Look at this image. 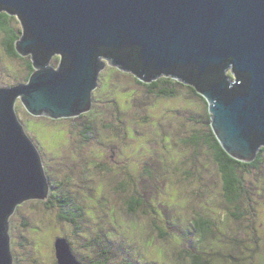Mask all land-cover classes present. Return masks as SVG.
<instances>
[{"label": "rangeland", "instance_id": "1", "mask_svg": "<svg viewBox=\"0 0 264 264\" xmlns=\"http://www.w3.org/2000/svg\"><path fill=\"white\" fill-rule=\"evenodd\" d=\"M7 23L15 35L22 31L16 17ZM7 37L0 27L4 88L25 84L29 73L28 59L8 56ZM115 70L101 72L92 111L81 118H37L16 103L41 155L49 195L51 183L62 182L61 194L85 212L76 231L59 220L57 206L23 203L9 219L13 263L58 264L54 245L63 239L86 264H156L161 252L157 264H264V154L258 168L240 174L244 194L229 204L200 137L211 130L206 102L178 83L169 86L174 97L156 98L132 73ZM137 195L142 205L130 212ZM200 216L215 224L204 234L210 238L197 231Z\"/></svg>", "mask_w": 264, "mask_h": 264}, {"label": "water", "instance_id": "2", "mask_svg": "<svg viewBox=\"0 0 264 264\" xmlns=\"http://www.w3.org/2000/svg\"><path fill=\"white\" fill-rule=\"evenodd\" d=\"M0 13L20 22L16 52L34 70L26 84L0 87V264H14L10 217L49 196L19 100L33 117L77 119L107 66L145 84L165 75L195 87L231 158L251 164L264 148V0H0ZM54 250L58 264H81L66 240Z\"/></svg>", "mask_w": 264, "mask_h": 264}, {"label": "trees", "instance_id": "3", "mask_svg": "<svg viewBox=\"0 0 264 264\" xmlns=\"http://www.w3.org/2000/svg\"><path fill=\"white\" fill-rule=\"evenodd\" d=\"M1 15H2V13H0V27L2 28V31L6 32L8 35L7 40L4 44V46L6 48V52L8 53V56L12 57V58L22 59V60L28 59V60H25L26 61V68L29 72L28 77L26 78V81H25V84H26L28 82L31 74L34 72V70H33L30 58H23V57L19 56L16 52L15 43L17 40H19V38L22 34V31L19 32L17 35H15L14 32H12V30L9 29L8 23L2 19ZM6 15L8 18L13 17V16H9L8 14H6ZM11 32H12V34H11ZM115 71H118V70H115ZM230 74H231V72H230ZM227 76L230 78L229 74H227ZM231 76H232V74H231ZM177 83L180 85H183L177 79L172 78V77H167L165 75L159 77L157 81H154L150 84H145V83H142L139 81V84H142L144 87H146L149 90L148 93L155 95L156 98L157 97L158 98H172V97H174L176 94V90H175V88L173 89V88H170L169 86L176 85ZM183 87L188 88L193 94H195L197 97H200L202 99V101H204V99L197 93V90L195 89V87H192L190 85H188V86L183 85ZM92 108H93V105H92ZM207 108H208V106H207ZM91 111H92V109H91ZM91 111H90V113H91ZM90 113H88V114H90ZM83 116H81V117H83ZM90 130L91 129H89V128H85V130H84L85 134L83 135L84 140L88 141L90 139V135H91ZM200 137L205 142V145L212 151L214 161L218 165V169H219V172H220V175L222 178L223 193H224V197H225L226 201L232 205L237 204L239 202L240 198L244 194V186H243L240 174H242L243 171L249 170L250 168L251 169L258 168V166L261 163V157L264 154V148L261 150L257 159L253 163L246 164V163L238 162V161L234 160L233 158H231L223 150L222 146L217 141L212 130H210L209 133L204 134L203 136H200ZM51 184H52V186H51L52 189H55V191H53L52 193L50 192L48 200H45V205H47L48 207H51V205L57 206V208H59L61 210V213L59 215V220L62 222L74 225L75 230L78 231V229H79L78 228V221L83 216L85 209H83V207L80 206L79 204H75V202L72 199H70L69 197H66L65 195L63 196V194H61L64 192V184L62 182H59V183L53 182ZM139 197H141V196L137 195L135 198L131 197V199H130L131 200V202H130L131 206L128 208V210H131L130 212L135 211V209H136L135 206H141L142 205L141 198H139ZM195 223L198 227L197 228L198 232L200 230L202 231V229H205L204 231L201 232V235H200L201 238L202 237L203 238H210V237H207V235H208L207 232L209 230H211V227H215V224H213V226H211L212 224L209 223L208 221H206L205 218H203L202 216H200V218ZM206 233H207V235H204ZM163 235L166 236V233L163 232ZM69 245H70V243H69ZM70 247H71V245H70ZM71 250H72V248H71ZM72 254L79 263L86 264V263H83L80 259H78L76 257V254L73 251H72ZM159 255H160V259L162 257H165V256H163L162 252L159 253ZM189 255L193 256V255H191V253H189ZM193 258H194V256H193ZM160 259H157L155 263L157 264V262ZM195 260L197 261V259H195ZM89 262H90L89 264H107V262L96 263V262H93L90 260H89Z\"/></svg>", "mask_w": 264, "mask_h": 264}, {"label": "flooded vegetation", "instance_id": "4", "mask_svg": "<svg viewBox=\"0 0 264 264\" xmlns=\"http://www.w3.org/2000/svg\"><path fill=\"white\" fill-rule=\"evenodd\" d=\"M2 19L5 21V22H7L8 21V17H7V15H6V13L4 14V13H2Z\"/></svg>", "mask_w": 264, "mask_h": 264}]
</instances>
